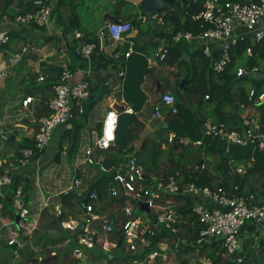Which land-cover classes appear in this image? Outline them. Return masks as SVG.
<instances>
[{
	"label": "built area",
	"instance_id": "built-area-1",
	"mask_svg": "<svg viewBox=\"0 0 264 264\" xmlns=\"http://www.w3.org/2000/svg\"><path fill=\"white\" fill-rule=\"evenodd\" d=\"M54 0H32V7L29 11L23 13H15L13 19L8 14L2 16L3 22H14L22 26L47 27L50 24L51 3ZM187 6L200 7L198 12L190 15L191 20L200 23L202 30L194 33L191 31L178 30L173 33L170 41L178 43L180 41H194L200 44V49L205 57L210 59V67L214 74L221 73L230 63L232 50L239 42L249 41L244 51L247 56L252 54V46L256 43H264V0H182ZM137 19L141 23H146L149 19L156 20L157 23L164 25L167 23L164 16L158 11L154 13H140ZM163 25V26H164ZM132 31L130 20H115L106 22L99 29L95 37L90 42H83L77 45L74 52L80 58L90 60L94 52L105 54L109 57L118 58L120 55L127 58L133 52L134 42L127 38ZM7 31L0 34V44L8 43ZM75 33V32H74ZM75 37H81L79 33H75ZM118 44L125 45L124 52L115 50ZM168 46L156 47L152 53L153 61H163L168 53ZM28 51V45H22L11 53L9 60L12 64L19 62L22 56ZM218 52L219 57L214 58L213 53ZM118 69L121 64H117ZM260 69L259 66L246 68L239 64L236 68L237 77L252 76ZM2 75L5 73L2 72ZM88 70H85L83 77L79 81L72 82V72L64 65L57 81L53 84L52 95L47 100L49 114L38 119L32 118L37 123L36 132L30 138L33 141V147H25L20 150V154L14 157V164L20 167L27 166L35 160L31 157L36 153L43 151L48 146L53 132L57 127L67 123L74 115L83 112V102L87 100L90 93V83ZM119 76H123V70H119ZM45 79L43 74L38 75L36 81L41 82ZM249 99H253L255 103L264 102V88L257 94L250 87L247 90ZM205 98H208L205 95ZM34 97L26 95L21 100V106L17 108V113L23 112L27 115H34ZM160 102L165 105L167 111L175 113V96L171 92H164L160 95ZM24 109H29L24 111ZM124 112H132L131 108H124ZM155 117L162 119L163 113L158 106L154 107ZM119 122V111L114 107L109 108L102 119L99 134L92 144L83 148L84 161L103 174L108 175L104 188L103 199L119 198L122 195L130 196L138 206L139 202L146 203L149 207L152 217L148 218V224L135 216V207L128 200L118 207L120 210L119 217L110 216L116 212L115 209L107 208V213L101 214L96 211V204L100 198L95 189H85L86 197L82 201L81 210L75 216L62 218L63 229L68 230L71 234H75L76 245L72 249V254L76 258H87L85 252L90 251L94 244H100L101 249L109 251L115 247L117 240L110 239L113 231L124 233L121 245L128 252H137L149 244L148 237L155 234V230L150 226L151 220L156 226H160L169 231L172 235L177 234L180 230L179 224L182 219L176 209L166 203L157 202L171 194H187L197 197L191 207L192 214L200 224L197 237L193 242L195 247L204 244L218 243L225 253L232 257V261L241 262L238 255L242 249L244 238L240 236L243 227L254 225L256 230L259 227L264 228V201L258 202L255 195L251 192H240L238 185H233L227 189L222 185L209 186L197 185L194 182H185L179 184L173 176L161 181L156 180L154 184H147L145 177V168L133 156H127L119 161L116 165L108 167L103 158L98 157L94 153V148L99 151L110 149L116 140V130ZM12 131L0 134V143L9 140ZM203 135L207 137L220 138L229 145H252L256 147L264 156V131L259 122V118L255 115H246L235 128H230L222 122L205 121L203 123ZM17 140H20L16 138ZM2 141V142H1ZM168 143L177 142L182 146L200 145L201 140H191L186 137H180L176 140L175 133L170 132L167 136ZM227 151V148H225ZM0 161V200L4 197L3 188L12 185L13 180L7 168ZM247 168L251 167L250 162ZM203 167V165H202ZM245 167H237L238 173H243ZM37 176V172L35 177ZM72 187L79 189L82 187L80 178L73 176L71 180ZM13 209L15 216L19 217L17 226L22 228L23 233L27 234V226L32 225L36 228L37 218L31 211V205L25 201V194L21 185H19L13 195ZM101 201V200H100ZM50 197L42 200L41 209L50 207ZM1 207V206H0ZM112 207V205H111ZM54 214H61L60 203L53 205ZM1 209V208H0ZM40 209V210H41ZM117 210V211H118ZM110 213V214H109ZM145 215V214H143ZM140 217V218H139ZM0 222L8 229V237L5 241L8 245H21L18 230H12L14 224H10L8 218L1 219ZM26 222V224H24ZM1 228V227H0ZM118 237V236H117ZM243 239V240H242ZM264 242V238H262ZM70 238H67L62 244L69 245ZM163 242V240H162ZM160 242V243H162ZM60 244V245H62ZM60 245L58 247H60ZM259 246V243H258ZM158 249L148 251L144 257L147 264H161L162 257L165 253L161 250L159 244ZM125 250V251H126ZM105 264V261H103Z\"/></svg>",
	"mask_w": 264,
	"mask_h": 264
},
{
	"label": "crops",
	"instance_id": "crops-1",
	"mask_svg": "<svg viewBox=\"0 0 264 264\" xmlns=\"http://www.w3.org/2000/svg\"><path fill=\"white\" fill-rule=\"evenodd\" d=\"M133 5L136 6L133 0H54L51 3L52 20L47 27L22 26L12 21L3 22L0 20V34L9 30L14 32L13 41H9L4 49L0 46V134L12 131L18 139H22L23 137L32 138L37 129V123L35 126V122L32 119L34 115H27V117L22 118L18 115L17 108L21 106V100L26 95L34 97V108L39 102V97H44L48 100L52 95V91L49 90L42 91L35 89L34 93L26 94V88L20 89V84L26 82V70H30V73L41 75L44 67L55 66L61 68L66 65L73 74L72 82L81 80L84 71H89L87 76L89 77L91 95L83 102V112L74 115L67 123L57 127L53 132V143L48 144L46 149L43 150L34 162L24 167H20L16 163L14 164V157L5 154L11 151L9 145L7 144L8 150H5L3 146L1 147L0 143V161L3 162V165L5 164V167L12 166L11 169H17V173L21 174L20 183L25 194V201L31 205V211L34 213V216L38 212L40 213L36 226L39 224L41 217H43L44 225L49 220L48 216L42 213L45 208L41 209L42 200L46 197H50L52 203L50 207H53L55 203H58V194L66 191L85 193V189H95L104 193L108 175L100 173L95 166L89 165L84 161L83 148L95 141L99 134V128L105 112L114 105L121 107L115 144L106 151H99L97 148H94L95 155L103 158L104 163L107 159L118 163L124 157L126 158L128 155H131L148 170V174L155 180L153 175L155 166H165L169 161V157H176L182 151L181 147L170 149L166 139L168 134L173 131L168 130V132H163L159 130L162 127L156 124V120L159 118L155 117L153 111L154 107L158 106L163 113L161 120H166L165 116L168 111L165 105L160 102V95L166 91L174 95L173 90L175 88L177 73L180 74V79H186L184 78L186 69L183 66L176 67L169 65L164 60L153 61L152 63L149 61H152V53L156 47L171 45L180 50L181 59L186 61L193 60L196 66H198L201 64V60L197 54L201 47L199 43L184 40L172 43L169 37L158 35V31L160 30L152 29L149 26L141 29L140 24L144 23H138L139 19H135L137 25H133V22L131 23L132 31L127 36L128 39L134 42L133 52L127 58L122 57V55L114 58L94 52L90 60L87 61L77 56L74 52L77 45L92 41L96 32L106 22L125 19L131 22L132 19H127L128 16L137 18V15L142 11L132 8L130 12L128 6L132 7ZM10 8L14 7L11 6ZM95 13L98 14V17ZM149 20L152 21L153 19ZM149 20L147 22H150ZM172 29L173 25L170 23L165 30L161 31L171 32ZM74 32L79 33L81 37L76 38ZM26 44L28 45V51L19 62L12 64L9 60L11 53ZM124 47L125 45L118 44L115 50L124 52ZM96 62L102 63V73L108 90L107 94L97 99L95 97L100 91V78L95 70ZM118 63L121 64L120 69L117 67ZM20 66L24 70H19ZM259 67L264 71V62ZM119 70H123V76L118 75ZM2 72L5 74L2 75ZM244 81L248 80H243L242 82ZM33 82L38 83V85L41 83L37 82L36 78ZM14 88H18L20 91L15 93L8 91V89ZM249 88L244 87L246 91ZM124 108H131L132 112L126 113L123 111ZM190 108L197 119L202 115H208L206 109H203L199 103L190 106ZM231 110L232 107L229 106L228 111ZM253 110L255 109L252 107L240 105L232 111V115L242 119ZM208 121H211L210 118H208ZM75 125L80 126L77 128L74 146L70 147V138L62 139V135L66 130L73 128ZM196 131L197 133H187V136L184 137H191L192 140L200 139L202 141V145L200 146L204 148L210 147L212 143H209V141L213 140L225 145V148H227V151L225 150L226 154L248 155L249 158L244 159V161H247L238 163L237 167H245L244 173L247 169V163L250 162L251 167L248 168L257 170H254L250 174L249 179H256L262 182L264 179V166L262 165L264 163V156L260 150L252 145H229L220 138L216 140V138L204 136L203 125H199ZM128 135L131 138H128ZM206 137L210 140H205ZM124 143L127 145L120 147ZM119 147L121 150H119ZM193 151L201 157L202 162L203 160L210 161L212 158L214 161L218 159L216 155L211 157L204 154L203 150L199 148L193 149ZM57 152H59L58 160H55L54 157ZM112 166L114 165L108 167ZM37 170L38 175L35 177ZM73 176L80 178L82 182L81 188L76 189L72 187L71 180ZM257 186H259L258 183ZM26 188L30 190V195L25 192ZM248 190V187L244 188L245 192H248ZM3 193H5L4 188ZM102 195L104 197V194ZM100 200L96 204V211L101 214L107 213V208L110 207L116 210V212L109 213L110 216L112 218L119 217L118 206L112 205L111 207V204L107 203L106 200ZM131 205L135 209L138 207L137 204ZM134 211L137 214L136 210ZM140 217L146 223L148 222V218H151L149 215L142 214ZM114 221L117 222L118 220L114 219ZM258 233L259 229L256 230V228L248 230L245 227L240 231V236L244 238V240L242 239V249L239 252V254H242V256L239 255L241 262L264 264V259L259 256L260 248L255 243L256 238L259 236ZM170 240H163L162 243ZM175 241L174 245L168 246L170 248L167 252L172 253L169 258H167V252L161 249L165 252V257L158 259L161 261V264H168L172 259L175 260L176 264H198V262L209 264L206 258L199 257L196 253L190 255L191 258L187 257V262L183 263L186 257L177 254L179 241ZM129 254L128 252L126 256L129 257ZM89 257L92 262H97V264L103 263L102 261L106 262L101 256L94 260L91 256ZM86 259L80 257L81 264L85 263ZM231 260L233 259L231 258ZM134 264H142V262H134ZM144 264L147 263L145 262Z\"/></svg>",
	"mask_w": 264,
	"mask_h": 264
},
{
	"label": "trees",
	"instance_id": "trees-1",
	"mask_svg": "<svg viewBox=\"0 0 264 264\" xmlns=\"http://www.w3.org/2000/svg\"><path fill=\"white\" fill-rule=\"evenodd\" d=\"M244 1V0H239ZM14 8H10V7ZM32 7V0H0V20L4 14H8L10 19H13V15L15 13H23L29 11ZM200 7L197 6H187L184 2L181 7L175 8L172 11H166L167 16L165 17L166 21H169L173 25V29L171 32L166 31H158V35L166 36L171 38L173 33L178 30L182 31H191L198 32L202 30L200 23L197 21H193L190 18L192 13L198 12ZM145 13V12H143ZM132 19L131 23L133 25H137L135 19L136 17L128 16L127 19ZM170 18V19H167ZM140 21H138L139 23ZM9 41H13L14 32L11 30L6 32ZM16 34V33H15ZM7 44L1 43L0 46L2 49L6 47ZM250 45L249 41L239 42L234 46L232 50L230 63L227 65L225 70L221 73L214 74L210 67V59L205 57L202 53L201 49L198 50V56L201 60V64L196 66L193 60L186 61L181 59V52L178 48L173 46H168V53L165 56L164 61L176 67H184L186 69V73L184 74V78H186L187 83L186 87L187 91L180 90L178 88V83L180 80V74L177 73L175 88L173 93L175 95V107L177 111L175 113L167 112L165 119L168 121L169 126L166 128H160L163 132L173 131L176 136V140L180 137L187 136L186 134H191L192 132L197 133V127L199 125H203L205 121L210 118L212 122H222L228 125L230 128H235L242 119L238 118V116L232 115V111L235 110L240 105L244 107H252L257 113H259V122L264 131V105L255 103L253 99H249L247 91L244 89L242 85L243 80H248L250 83V87L254 89L255 94H257L262 88H264V71L261 68L252 76L245 77H237L236 68L239 64L245 66L246 68H250L252 66H259L262 62H264V43H256L252 46V54L251 56H247L244 51L246 47ZM214 58L219 57L218 52L213 53ZM242 60V63L240 61ZM61 72V68L51 66L44 67L42 74L45 76V79L38 83L33 82L35 78L38 77L37 73H30V83H35L37 86L32 89L26 88V94H32L35 92V89L39 90H49L52 91L53 84L57 81L59 74ZM38 82V81H37ZM205 95L208 98H205ZM187 97V98H186ZM201 105L203 109H206L208 115H202L199 119L195 118V114L191 110L190 106L194 104ZM231 106L232 110L228 111V107ZM50 110L47 107V99L44 97H39V102L34 108V116L36 119L49 114ZM252 115V114H248ZM119 123V122H118ZM36 126V122H35ZM80 125H75L73 128L66 130L62 139L67 137L70 138V147L74 146V141L77 137V128ZM119 126V124H118ZM118 129V127H117ZM128 138H131V136ZM188 138V137H187ZM210 138V137H209ZM215 138V137H213ZM189 139L192 140L191 137ZM219 138H216V140ZM200 140V139H196ZM205 140H210L207 137ZM167 141V139H166ZM13 142L16 144L14 148V152L16 155L20 154V150L25 147H33V141L30 138L23 137L20 140L15 139V135L12 134L10 136V143ZM209 143L212 145L208 148H204L201 144L197 146L200 150H203L204 154L208 156H218L217 161H214L212 158L210 161H205L201 163V157L198 156L197 153L193 151L194 145L182 146L177 142L169 143L170 149H176L181 147L182 151L176 157H169L168 163L163 167L155 166L153 170V175L155 180H165L168 176H173L176 181L181 184L185 182H194L197 185H209V186H217L222 185L227 189L231 188L233 185H238L240 192H245L244 188L248 187V192L250 191L255 195L258 202L264 201V179L262 182L257 181L256 179H249L250 174L257 169L247 168L244 173H238L236 171V167L238 163L245 162L244 159H248V155H229L225 153V145L219 143L217 141L210 140ZM12 144V143H11ZM127 145L126 143L122 144L120 147H124ZM119 147V150L121 148ZM40 151L31 157V160H36L37 157L42 153ZM58 153H56L54 159L58 160ZM114 156V155H112ZM131 155H128V157ZM125 158V157H124ZM233 160V161H232ZM117 162L111 159L105 160V164L107 166L115 165ZM203 165V167H202ZM264 166V163H262ZM11 171V172H10ZM8 172L12 176L13 183L8 187L4 188V197L0 200V216L1 218H8L10 224H14L15 227L11 228L12 230H18L19 238L22 242L21 245L13 244L8 245L7 242H4V248L11 249L13 251H18L22 257L19 259L22 264H47L48 261L52 262L58 259L60 249L59 245L62 244L67 238L71 239L69 245H76L75 234H71L66 229H59L55 225L51 223V216L54 214V208L48 207L45 208L42 213L46 214L49 218L46 225H43L42 237L31 239L27 234L23 233V229L19 228L15 222V212L13 209V195L16 188L21 185V174L17 173V169H10ZM145 177L147 184H154L155 180L152 176L148 174V170L145 169ZM108 178V176H107ZM106 178V180H107ZM257 183L259 186H257ZM28 187V185H27ZM98 192L99 198L103 200V191L96 190ZM197 197H193L187 194H171L167 195L163 199L157 200V202L164 204L167 201V204L172 208H176V211L181 216L182 219L186 218L185 221H181L179 224L180 230L177 234L172 235L169 231L165 230L160 226H156L153 222H150V226L155 230V234L153 236L148 237L149 244L145 246L143 249H138L137 252H131L129 257L125 254V249L123 248V244L118 248L117 246L112 247L108 252L104 251L100 253L99 256L102 257L103 260H106L109 256L110 264H134V262H142L145 263L144 257L148 253V251L152 249H158V244L162 242V240H170L174 238L179 241V249L177 254L180 256L186 257L183 260V263L187 262V257L191 258L190 255L196 253L197 256L206 258L209 264H247L246 262L236 263L235 261L230 260V256L227 255L220 247L218 243L212 244H204L200 247H195L193 242L197 237L198 229L200 228L199 222L196 220V217L191 212V207L193 206L194 200ZM58 202L60 203L61 212L65 213V216H75L81 210L82 199L75 191H66L58 194L57 196ZM107 203L111 205H115L121 207L123 204H114L108 199H105ZM131 204L136 205L134 200L129 201ZM78 208L76 209V206ZM50 210V211H49ZM139 216L141 214L149 215L152 217L151 213L147 214L144 212H139L135 214V216ZM115 222V221H114ZM3 224V221H2ZM4 225V224H3ZM5 227L0 228L3 232H5ZM248 230H254V225H248ZM116 231H113L110 235V239L116 241L117 239ZM38 248L35 251L31 246ZM259 256L264 259V242L259 243ZM55 254L53 258H50L46 262H42L41 259L51 257L52 254ZM65 253L63 256H65ZM124 253V254H122ZM133 254V255H132ZM135 255V256H134ZM242 256V254H238ZM26 256V257H25ZM41 258V259H40ZM197 258V257H196ZM40 259V260H39ZM63 260V259H62ZM65 261H63L64 263ZM62 263V264H63ZM81 263L80 258H74L70 264ZM198 264H203L202 262H198Z\"/></svg>",
	"mask_w": 264,
	"mask_h": 264
},
{
	"label": "rangeland",
	"instance_id": "rangeland-1",
	"mask_svg": "<svg viewBox=\"0 0 264 264\" xmlns=\"http://www.w3.org/2000/svg\"><path fill=\"white\" fill-rule=\"evenodd\" d=\"M133 1H135V3H136V6H128V8L130 9V12L132 11V8H136V10H141L142 11V9L140 8V5H139V0H133ZM182 3H183V1L182 0H177L176 1V3H175V8H178V7H181V5H182ZM138 6V7H137ZM159 12V14L161 15V16H164V17H168L167 16V12H166V10H161V11H158ZM143 13V12H142ZM95 15L98 17V14L97 13H95ZM132 15H134V14H132ZM50 19H51V16H50ZM167 19H169V18H167ZM52 20V19H51ZM150 21V20H149ZM167 24V25H166ZM165 25H164V23H162V24H159V23H157L156 22V20H152V21H150V22H147V23H144V24H140L141 26H140V28L142 29V28H144L145 26H149V27H151L152 29H157V30H165L166 28H167V26L170 24V22L169 21H167V23H166ZM164 25V26H163ZM150 33H151V31H150ZM240 63H242V60L240 61ZM19 70H24V68H22V66H20L19 68H18ZM29 71V74H30V70H28ZM28 71L26 70V75H25V79H26V82H24V83H21L20 84V86H19V88L20 89H25V88H29V89H32L33 87H35V86H37V84H35V83H30L29 81H30V77H29V74H28ZM23 72H25V71H23ZM242 85L244 86V87H250V86H248L249 85V81H244V82H242ZM8 91L10 92V91H13L14 93L15 92H18V91H20L18 88H14V89H8ZM32 93H34V91L32 92ZM264 105V104H263ZM29 109H24V111H28ZM249 114H253V115H255L256 117H258L259 116V113H257V111L256 110H253V111H251V112H249ZM20 116L22 117V118H25V115L23 114V112L22 113H20ZM11 136V135H10ZM53 136H54V134L52 135V139H51V141H50V143L49 144H51V143H53ZM12 143V144H11ZM10 143V138H9V140L8 141H6V142H3L2 144H1V147L3 146V148L5 149V150H8L7 149V144L9 145V147H10V150L11 151H8V152H6L5 154L6 155H11V156H13V157H15L16 156V153L14 152V148L13 147H16V144L15 143H13V142H11ZM194 149H198V147L197 146H194L193 147ZM6 165H8V164H6ZM8 170H10L11 168H12V166H7L6 167ZM12 170V169H11ZM11 172V171H10ZM37 175H38V170H37ZM22 187V186H21ZM23 189V188H22ZM25 192H27L28 193V195H30V190L28 189V188H26L25 189ZM76 208H78V206H76ZM174 208V207H173ZM174 209H176V208H174ZM136 211H137V208L135 209ZM118 213H119V215H120V210H118ZM143 215V214H142ZM138 216H139V214H138ZM141 216V215H140ZM1 218V217H0ZM140 218V217H139ZM1 219H5L4 217H2ZM1 221V220H0ZM24 224H26V222H24ZM2 224H1V222H0V227H2L1 226ZM44 225V223H43V217H41V219H40V221H39V224L36 226V228H32L31 227V225H29V226H27V236H29V238H31V239H35V238H38V236L39 237H42V232H43V228H42V226ZM46 225V224H45ZM247 227V226H246ZM245 227H243L242 228V230L244 229ZM8 227H7V229L5 230V232H3L2 230H0V264H22V261L20 262V258L22 257V255L18 252V251H13V250H11V249H8V248H4V242H5V238H7L8 237ZM259 236H258V238H256V240H255V238H254V240L256 241H254L256 244H258V243H260V242H262V238H264V228L263 227H259ZM174 239V238H173ZM173 239H171L170 241H168V242H165V243H159V246H160V248L161 249H163V250H165V252H167L168 250H169V248H168V246L169 245H174L175 243H176V241H175V239L173 240ZM171 242V243H170ZM20 243L22 244V242L20 241ZM30 247H32L35 251H37L38 250V248H36V247H33V245L31 244V246ZM60 247H62V248H60ZM60 247H59V249H60V252L61 253H59V256H58V259L57 260H55V261H52V262H50V261H48V263L47 264H62L63 263V261H65L63 264H70V262H72V260L74 259V258H76L73 254H72V249H73V247H75V245H73V246H71V245H60ZM124 248V247H123ZM126 250V249H125ZM64 252H66L65 253V256H63V254H64ZM102 252V250H101V246H100V244H94V247L92 248V249H90V251H86L85 252V254H86V256H87V259L85 260V263H83V264H97V262H92L91 260H90V257L89 256H91L92 257V259L94 260V259H97L98 257H99V255H100V253ZM126 253H128V251L126 250L125 251ZM164 252V253H165ZM129 253H131V252H129ZM244 253V252H243ZM260 253V252H259ZM122 254H124V253H122ZM126 255V254H125ZM170 255H172V253H168L167 252V258H169L170 257ZM245 255H246V253H245ZM94 256V257H93ZM26 257V256H25ZM203 258V257H202ZM231 258L232 257H230L229 259L231 260ZM41 259V258H40ZM54 259V258H53ZM63 259V260H62ZM103 262V261H102ZM29 264V263H28ZM77 264H81V263H77ZM101 264H103V263H101ZM168 264H176L175 263V260H173L172 259V261L170 262V263H168Z\"/></svg>",
	"mask_w": 264,
	"mask_h": 264
},
{
	"label": "water",
	"instance_id": "water-1",
	"mask_svg": "<svg viewBox=\"0 0 264 264\" xmlns=\"http://www.w3.org/2000/svg\"><path fill=\"white\" fill-rule=\"evenodd\" d=\"M176 1L177 0H139V5H140V8L142 9V12L154 13L156 11H161V10L172 11L174 9V7H175ZM95 70L98 73L99 78H100V85H99L100 91L97 94V96L95 97V99H97V98L107 94L108 90H107V86H106V83H105V80H104V77H103L104 75L102 73V63L96 62L95 63ZM186 83H187L186 79H180L179 83H178V88L180 90H183V91L186 92L187 89H188L185 86ZM259 104L260 105L264 104V102H261ZM113 107L116 110H118V111L121 110V107L118 106V105H114ZM156 124H158V126L162 127V128L168 127V122L166 120L157 119L156 120ZM200 162H202V161H200ZM76 193L81 197L82 200H84V198L86 197V193H78V192H76ZM125 200L131 201V197L130 196H126V195H122L119 198L110 199V201L113 202L114 204H120V203L123 204L125 202ZM138 212L149 213L150 209H149V207L147 206L146 203L139 202L136 213H138ZM64 216H65V213H63V212L61 214H59V215H54L53 214L51 223L62 230L63 229V225H62L61 221H62V218ZM14 222H15L16 225L19 222V217L17 215L14 218ZM116 233H117V236H118V240H117L116 246L119 248L121 246V243H122V240H123V237H124V233L123 232H119V231H116ZM54 256H55V254H52L51 257L43 258V259H41V261L44 263V262L48 261L50 258H53ZM110 259H111V257L109 256L106 259L105 264H110Z\"/></svg>",
	"mask_w": 264,
	"mask_h": 264
},
{
	"label": "clouds",
	"instance_id": "clouds-1",
	"mask_svg": "<svg viewBox=\"0 0 264 264\" xmlns=\"http://www.w3.org/2000/svg\"><path fill=\"white\" fill-rule=\"evenodd\" d=\"M45 150V149H44ZM5 165V164H4ZM55 215V214H54Z\"/></svg>",
	"mask_w": 264,
	"mask_h": 264
}]
</instances>
